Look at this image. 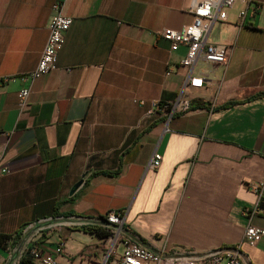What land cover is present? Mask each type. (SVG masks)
I'll use <instances>...</instances> for the list:
<instances>
[{
  "label": "crops",
  "instance_id": "obj_1",
  "mask_svg": "<svg viewBox=\"0 0 264 264\" xmlns=\"http://www.w3.org/2000/svg\"><path fill=\"white\" fill-rule=\"evenodd\" d=\"M189 1L65 0L72 22L57 67L30 81L22 76L46 43L52 0H0V166L9 168L0 177V235L9 237L0 264H18L29 247L58 264L98 259L101 236L66 220L95 226L110 209L157 250L236 245L242 212L259 199L252 224L264 228V187L251 188L264 182V0H237L212 25L207 41L230 54L223 65L197 63L202 87L184 86L187 47L161 34L191 22ZM178 100L170 119L155 110ZM155 153L161 163L150 169ZM241 251L264 264V238Z\"/></svg>",
  "mask_w": 264,
  "mask_h": 264
},
{
  "label": "built area",
  "instance_id": "obj_2",
  "mask_svg": "<svg viewBox=\"0 0 264 264\" xmlns=\"http://www.w3.org/2000/svg\"><path fill=\"white\" fill-rule=\"evenodd\" d=\"M237 0H190L188 11L192 16L189 24L179 29L166 28L162 37L167 40L171 48L185 45L187 52L180 61V65L187 69L184 86L202 87L203 77L195 72L196 65L203 61L207 67L226 64L230 47L213 44L207 41L212 25L217 21H226V10L233 6ZM252 3V0H247ZM65 0H52L51 19L48 27L46 43L40 53L39 60L34 69L23 75V79L33 81L42 74L48 73L57 67L58 52L61 49L65 34L69 29L72 19L64 13ZM260 5H255L254 10ZM245 10L240 11V18H244ZM264 31V17L261 24ZM29 87L18 92L19 105L27 103ZM179 100L167 107L154 103L155 110H164L170 119L178 111ZM5 145L0 146V156L5 152ZM161 163V155L155 153L148 164L150 169H157ZM9 172L8 165L0 166V177ZM264 187V182L252 186L255 191ZM260 211V199L252 207H247L242 214L248 222L244 228L242 241L233 246H223L202 254L170 250L167 247L153 249L143 245L141 239L126 226L125 215L114 209L107 210L101 218L94 220V225L99 227L104 234L101 236L103 252L98 259L86 260L80 256L70 264H250L247 256L241 251L242 243L253 244L258 239L264 238V228L252 224V219ZM66 221H73L76 225H86L88 219L75 217ZM62 246V243H59ZM62 248V247H60ZM61 250V249H60ZM31 256L30 264H58L53 255H42L36 248L29 247L19 252L17 263L22 255Z\"/></svg>",
  "mask_w": 264,
  "mask_h": 264
},
{
  "label": "trees",
  "instance_id": "obj_3",
  "mask_svg": "<svg viewBox=\"0 0 264 264\" xmlns=\"http://www.w3.org/2000/svg\"><path fill=\"white\" fill-rule=\"evenodd\" d=\"M198 105L199 104H194L191 107L196 108ZM82 228L87 231H95L99 236H102L104 234V232L99 227L96 226L84 225L82 226ZM8 238H9L8 236L0 235V244H2L4 240ZM30 263H31V256L28 253L22 255L18 262V264H30Z\"/></svg>",
  "mask_w": 264,
  "mask_h": 264
},
{
  "label": "water",
  "instance_id": "obj_4",
  "mask_svg": "<svg viewBox=\"0 0 264 264\" xmlns=\"http://www.w3.org/2000/svg\"><path fill=\"white\" fill-rule=\"evenodd\" d=\"M81 183H82V181H78L77 183H75L74 185H73V187L71 188V191H70V193L72 194L73 192H75L76 191V189L81 185ZM95 220V219H94ZM89 221V220H88ZM88 221H87V223H88ZM64 224H67V222L66 221H64L63 222ZM86 223V224H87ZM78 226H81V225H78ZM144 246H146L147 247V245L146 244H144Z\"/></svg>",
  "mask_w": 264,
  "mask_h": 264
}]
</instances>
